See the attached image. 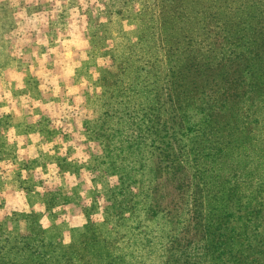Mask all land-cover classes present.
Listing matches in <instances>:
<instances>
[{
	"label": "rangeland",
	"instance_id": "374dc122",
	"mask_svg": "<svg viewBox=\"0 0 264 264\" xmlns=\"http://www.w3.org/2000/svg\"><path fill=\"white\" fill-rule=\"evenodd\" d=\"M2 108L0 264H264V0H0Z\"/></svg>",
	"mask_w": 264,
	"mask_h": 264
},
{
	"label": "trees",
	"instance_id": "16d2710c",
	"mask_svg": "<svg viewBox=\"0 0 264 264\" xmlns=\"http://www.w3.org/2000/svg\"><path fill=\"white\" fill-rule=\"evenodd\" d=\"M215 46H216V42L214 41V43H213V49H216ZM185 50H188V49L186 48ZM169 52H170V50H169ZM210 62L215 67H217L219 65V63H220V61H217V62L213 63V61H210L209 57H206L202 61V64H203V66H208V65L211 64ZM187 63H188V56L185 54L182 57V63L180 65H178L177 67H175L176 69H174V70L173 69L172 70L170 69V71H169V73H170L169 77L171 78L170 85H171V88H172L171 90H173V91H171V93H168V89H167L168 95L173 96L174 90L176 89V86H177L176 82H178V81L180 82L181 81V79H178V81H176L177 76H178V73L179 72L181 73V71H184V69L186 68ZM248 81H249V77H248ZM175 84H176V86H175ZM227 91H228V86L227 85H224L221 88L220 92L218 93L217 97H219V96H223L224 97L227 94ZM185 93H187V92L186 91L183 92V94H185ZM197 93L198 94H203L204 92L202 90H199ZM187 101H189V103H190V99H187ZM209 107H210V104H208L207 110L209 109ZM182 109H183V107H182ZM204 114H206V116L208 117L209 120H211L212 119V116L214 115V113H204Z\"/></svg>",
	"mask_w": 264,
	"mask_h": 264
},
{
	"label": "clouds",
	"instance_id": "9594fccd",
	"mask_svg": "<svg viewBox=\"0 0 264 264\" xmlns=\"http://www.w3.org/2000/svg\"><path fill=\"white\" fill-rule=\"evenodd\" d=\"M35 18V17H34ZM66 43H71V41H66ZM52 51H55V49H52ZM99 75V73H97V76ZM10 95V94H9ZM9 110L7 109V108H2V109H0V112H8ZM12 131V133L14 134L15 133V129H12L11 130Z\"/></svg>",
	"mask_w": 264,
	"mask_h": 264
}]
</instances>
